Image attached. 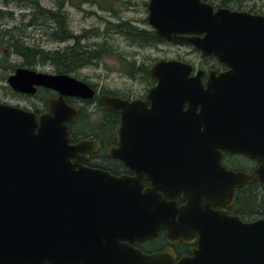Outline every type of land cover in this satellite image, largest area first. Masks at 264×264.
I'll return each mask as SVG.
<instances>
[{
  "label": "water",
  "instance_id": "obj_1",
  "mask_svg": "<svg viewBox=\"0 0 264 264\" xmlns=\"http://www.w3.org/2000/svg\"><path fill=\"white\" fill-rule=\"evenodd\" d=\"M148 22L159 39L193 45L228 66L207 89L188 79L185 72L193 70L188 63L158 61L151 67L160 84L150 90L147 103L167 95L175 112L188 102L192 109L201 105L205 114L219 112L221 120L192 126L191 140H174L175 152L194 153L208 162V168L189 172L193 176L189 182L216 187L185 189L191 210L185 221L195 224L201 237L199 249L179 264H264V217L243 222L226 211H211L223 206L224 200L231 205L236 189L243 185L264 186V16L215 11L202 0H149ZM8 84L20 93L34 94L35 87L43 85L70 95H94L89 85L69 75L23 67L8 78ZM140 103L102 98L104 107L114 112L140 111ZM215 104L220 107L214 108ZM77 114L63 99L51 100L48 111L40 116L0 103V264H85V257L93 264L162 263L163 255L117 247L118 241L131 240L130 236L109 235L115 222L107 220L115 218L110 217L114 209L128 207L132 199L154 198L151 191L140 195L127 186V179L71 170L75 151L88 145L70 143L69 124ZM125 145L132 151L152 149V142ZM221 149L243 154L258 167L248 174L226 171L216 156ZM124 150L111 149L116 157ZM211 159L214 164H209ZM87 175L104 180L97 182ZM79 176L87 179L81 181ZM201 200L206 201V209L201 208ZM123 222L135 224L132 218ZM114 252L116 260L107 255Z\"/></svg>",
  "mask_w": 264,
  "mask_h": 264
},
{
  "label": "flooded vegetation",
  "instance_id": "obj_2",
  "mask_svg": "<svg viewBox=\"0 0 264 264\" xmlns=\"http://www.w3.org/2000/svg\"><path fill=\"white\" fill-rule=\"evenodd\" d=\"M35 1L30 0V4L24 6L31 11L25 15V17H29L28 22L32 20V14L36 8L48 9L42 8ZM202 1L212 5L215 11L217 9H229L233 12H246L251 15L264 16V4L258 2V0ZM32 2L37 4L38 7ZM83 2L88 3L87 1ZM68 3L69 0L64 3L59 1V5L57 4L58 7L55 10H48L53 12L62 10L68 15L65 6ZM35 20L33 19L32 27L35 24L40 26L42 20L38 23ZM146 24H149V22ZM109 25V28H118L124 23ZM132 27L144 31L141 36L145 39L144 46L148 47L149 50L153 49L155 51L158 45L178 47L179 50L174 55H163L155 58L146 57L144 60H137L135 54L133 56L123 54L122 67L118 71L120 76L118 85L112 82L111 85L102 83L99 76L85 74L84 69H88V67L76 69L70 73L61 72L56 66L41 62L28 67L15 63L14 58L20 60L22 58L18 55H12L7 58V63L0 60V71H3L5 67H9L5 78L0 77L2 87L4 86L7 90V94L1 96L0 88V103L17 106L40 116L48 111V104L51 100L63 99L67 105L77 110L78 114L75 116L74 121L69 124V133L72 139L70 143L71 145H78L85 141L88 145L84 150L75 151L74 156L71 158V164L73 165L71 170L76 173L89 171L88 174L94 173L97 175L108 173L112 177L127 179L130 182L127 186L139 191L140 195L146 194L147 190H150L154 195V198L151 199H132L128 207L114 209L110 217L115 216V218L112 217L113 220L111 218L107 220L115 222L112 224L113 228L109 235H116L118 238L128 236L132 238L131 240L118 241L116 243L117 247L127 245L144 255H163L160 264H179L185 257H191L193 255L192 251L199 249L201 237L196 225L185 221L191 211L188 208V201L185 199V189L216 187L189 182L193 178L189 175V172L208 168V162L202 157L195 156L194 153L175 152L173 150L174 140H191L194 137L192 126L213 125L221 120L219 112L214 110L207 111L208 113L205 114L201 105L192 109L188 102H185L182 108L177 109L175 112L173 104L167 101V95L160 96L154 102L147 103L146 100L150 90L157 88L160 84L159 79L152 75L151 67L158 61L188 63L193 66L192 71L185 72L188 79L207 89L212 78L218 77L227 71L228 66L220 62L214 55H203L195 47L185 42H170L159 39L150 24L148 28L136 25ZM118 29L120 30V28ZM147 32H150V34ZM141 36L137 35L139 39ZM199 36L203 37V35ZM21 67L49 75H69L89 85L94 91V95L91 98L70 95L43 85L36 86L34 94L17 92L8 84V78ZM49 67L51 70H49ZM170 81L166 80L165 82ZM104 96L119 98L128 102L141 100L142 103L138 107L143 109L140 111L120 109L118 112H114L102 104ZM216 107L220 106L215 104L214 108ZM205 115L210 117L206 118ZM126 142H152V149L149 151H132L126 147ZM117 147L125 149L120 154L121 157H116L111 151L112 148ZM216 156L220 158V165L229 172L248 174L258 167L255 160L243 154H230L221 149L218 150ZM209 164H214V159H211ZM82 177L79 176L78 179L81 181H85L87 178L96 179L97 182L101 179L104 180V177L101 176H91L90 178L87 175V178L86 176ZM255 186L257 190L261 191L262 199H264V186L262 184H246L236 189V199L231 205L227 206L226 204L229 202L224 200L221 202L224 204L223 206L212 208L211 211L215 213L226 211L228 216L239 217L234 212L239 190L244 188L248 190ZM113 201L114 204L118 203L117 200ZM205 202V200H201L202 209H206ZM120 212H122L121 217ZM127 212L130 214H126ZM117 218L119 220H116ZM129 218H132L135 224L123 222V220ZM239 218L243 222L258 220ZM141 234H145L144 237H141ZM107 255L112 260H116V257H118L116 252ZM110 258L103 257L107 261ZM85 260V264H93L90 258L85 257Z\"/></svg>",
  "mask_w": 264,
  "mask_h": 264
},
{
  "label": "rangeland",
  "instance_id": "obj_3",
  "mask_svg": "<svg viewBox=\"0 0 264 264\" xmlns=\"http://www.w3.org/2000/svg\"><path fill=\"white\" fill-rule=\"evenodd\" d=\"M83 1H87L89 4ZM35 2H38L42 8L51 10H55L59 5V0H36ZM258 2L264 4V0H258ZM147 3L148 0H69V3L65 4L68 13L66 17L72 34L74 36L88 35L81 41L82 43L103 44V49L107 53L99 63V67H88V69H84L85 74L99 76L102 83L111 85L112 82L118 85L120 78L118 71L122 67L123 54L127 56L135 54L137 60H144L146 57L155 58L177 53L178 47L164 45H158L155 51L149 50L144 46L145 39H139L134 32L129 31V28L136 29L132 27L134 25L148 28L149 24H146L148 22H146L148 18ZM27 4H30L29 0H9V3L6 0H0V11L3 12L0 17V30H8L18 23L27 25L29 17H25V15L31 12L29 8L24 7ZM35 22H39V20H35ZM50 22L42 20L38 31L24 28V34L29 32L36 39H28L31 40L30 43L34 45L40 43V47L45 50H58L68 44L72 45V41H51L43 35V31L47 27L46 24ZM122 23L124 25L118 27L120 30L115 27L109 28V24ZM52 29L54 28L52 27ZM12 55V51L0 41V60L3 61L5 57L8 58ZM14 61L17 64L22 63L19 58H14ZM49 70H51L50 67ZM8 71L9 67H5L3 71H0V77L4 79ZM1 84L0 82L1 96H4L7 94V90Z\"/></svg>",
  "mask_w": 264,
  "mask_h": 264
},
{
  "label": "trees",
  "instance_id": "obj_4",
  "mask_svg": "<svg viewBox=\"0 0 264 264\" xmlns=\"http://www.w3.org/2000/svg\"><path fill=\"white\" fill-rule=\"evenodd\" d=\"M9 3V0H6ZM30 1V0H29ZM60 3H64L65 0H59ZM35 6L37 4L32 2ZM36 8L32 14L33 18L27 25L16 24L8 30H0V41L7 49L12 51L13 55H18L22 58V66L31 67L37 62L48 63L56 66L61 72L70 73L76 69L99 66L102 59L107 55L103 49V44H85L81 41L88 37V35H77L74 36L70 30L67 22L66 12L50 11L48 9ZM0 11V17H1ZM33 19L51 21L50 25L46 24L47 27L43 31V35L51 41L69 42L72 41V45H67L63 49L58 50H45L40 47V43L37 45L31 44L28 39H34L31 33L27 32L24 34V30L29 28L36 29L37 24L33 27ZM148 20L146 19V22ZM38 23V22H36ZM52 27L54 29H52ZM25 28V29H24ZM28 28V29H27ZM130 32H134L137 35L144 33L139 29L129 28ZM127 32V34L129 33ZM88 33V32H87ZM150 34V32H147ZM31 34V35H30ZM140 39H143L141 36ZM104 50V51H103ZM8 59L4 58V62ZM261 191L257 190L256 186L246 190L241 189L238 192L237 204L234 208L235 214L243 219L256 220L264 217V199H262Z\"/></svg>",
  "mask_w": 264,
  "mask_h": 264
}]
</instances>
